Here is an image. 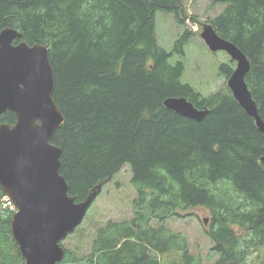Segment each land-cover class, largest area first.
Masks as SVG:
<instances>
[{"label": "trees", "instance_id": "16d2710c", "mask_svg": "<svg viewBox=\"0 0 264 264\" xmlns=\"http://www.w3.org/2000/svg\"><path fill=\"white\" fill-rule=\"evenodd\" d=\"M182 1L0 0V33L13 28L28 44L49 47L65 117L52 143L62 149L69 194L84 201L132 166L133 219L109 221L81 262L66 251L71 264H205L186 236L165 225L196 207L213 216L205 229L219 255L213 264H249L251 253L253 264H264V133L230 89L204 97L182 82L184 62L171 59L184 57L188 32L174 51L159 45L156 14L180 17ZM215 3L227 5L216 31L251 61L246 82L264 121V0ZM234 69L231 61L220 70L229 78ZM171 97L210 113L201 122L184 117L165 107ZM16 122L10 111L0 118ZM5 197L0 186V264H26Z\"/></svg>", "mask_w": 264, "mask_h": 264}, {"label": "water", "instance_id": "95a60500", "mask_svg": "<svg viewBox=\"0 0 264 264\" xmlns=\"http://www.w3.org/2000/svg\"><path fill=\"white\" fill-rule=\"evenodd\" d=\"M201 37L213 53L224 51L236 62L228 86L264 133V121L246 82L250 59L221 37L213 24L204 26ZM22 38L13 28L0 33V118L8 111L17 115L16 124H0V186L14 205L12 235L26 264H59L66 256L62 242L81 225L103 186L81 202L69 194L61 174L62 149L52 143L65 117L54 98L49 47L30 45ZM164 104L198 122L209 114L185 98L171 97Z\"/></svg>", "mask_w": 264, "mask_h": 264}, {"label": "rangeland", "instance_id": "374dc122", "mask_svg": "<svg viewBox=\"0 0 264 264\" xmlns=\"http://www.w3.org/2000/svg\"><path fill=\"white\" fill-rule=\"evenodd\" d=\"M226 7V4H214V0H183L179 9L180 17L175 13L156 14L155 33L163 49L174 51L175 45L183 39L182 36L186 32L189 33L184 40V57L175 55L171 63L176 64L183 60L185 72L182 82L193 86L204 97L230 89L228 86L230 77L228 78L220 69L222 65L233 61L231 56L224 51L213 53L201 37L204 26L213 24ZM233 62L236 67V62ZM137 196L133 185L132 166L126 164L109 183L105 184L81 225L62 242L64 249L80 258L81 262L91 253L98 231L109 221L125 222L133 219L134 201ZM3 205L15 210L6 199H3ZM182 214L188 217L169 219L165 223L166 227L186 236L190 252L195 256H201L205 264H213L219 255L213 252L214 243L205 230L211 227L213 220L211 212L204 207H196L183 211ZM205 219L208 220L207 224L204 223ZM151 226L157 228L160 223L154 220ZM253 257L256 259V253L249 254V264L254 263ZM59 264H71V260L66 261L64 258Z\"/></svg>", "mask_w": 264, "mask_h": 264}, {"label": "bare ground", "instance_id": "6f19581e", "mask_svg": "<svg viewBox=\"0 0 264 264\" xmlns=\"http://www.w3.org/2000/svg\"><path fill=\"white\" fill-rule=\"evenodd\" d=\"M231 77V76H230ZM174 98H185V97H174ZM186 99V98H185ZM236 99V98H235ZM167 100V99H166ZM238 102V101H237ZM239 103V102H238ZM240 104V103H239ZM200 110H209V113H210V109L206 108V109H200ZM209 115V114H208ZM203 121V120H202ZM7 197V196H6ZM5 197V199H6Z\"/></svg>", "mask_w": 264, "mask_h": 264}, {"label": "built area", "instance_id": "2783aa9c", "mask_svg": "<svg viewBox=\"0 0 264 264\" xmlns=\"http://www.w3.org/2000/svg\"><path fill=\"white\" fill-rule=\"evenodd\" d=\"M6 200H8L10 202L11 208H13L14 206H13V203L11 202V200L9 198H6Z\"/></svg>", "mask_w": 264, "mask_h": 264}]
</instances>
